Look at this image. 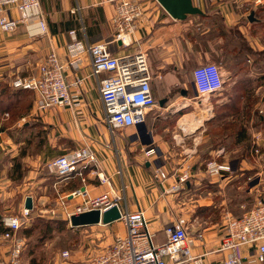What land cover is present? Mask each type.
<instances>
[{"label":"crops","instance_id":"obj_1","mask_svg":"<svg viewBox=\"0 0 264 264\" xmlns=\"http://www.w3.org/2000/svg\"><path fill=\"white\" fill-rule=\"evenodd\" d=\"M140 1L144 10L136 42L128 46L116 42L109 48L117 54L145 51L157 105L143 123L119 130L111 131L105 122L98 90L102 74H92L88 53H81L78 69L67 64L73 41L85 47L111 39L114 7L110 2L40 0L47 33L32 34L38 29L35 22L20 23L9 32L0 30V219L11 197L22 209L27 196L32 207H48L61 205L60 198L66 195L62 201L71 207L82 201L81 196H71L75 189H85L90 196L107 191L120 196L121 211L144 212L157 242L165 238L168 222L184 216L191 232L203 233L193 253L222 264L224 213L241 216L264 200V0H192L200 12L182 18L172 16L158 0ZM11 15L16 17L17 12L11 10ZM51 49L65 64L69 92L76 101L39 111L35 92L14 88L11 82L17 76L36 75ZM206 62L217 63L224 79L223 87L209 97L210 103L198 97L192 74L196 65ZM75 78L81 79L79 85L72 84ZM216 110L226 112L224 119H232L231 110L241 115L250 112V120L260 112L259 120L250 122V131L243 125L248 140L244 149L236 137L230 152L226 141L216 149L211 142L203 143L212 127H224L225 122L214 119ZM185 115L191 120H182ZM84 144L90 149L89 160L57 182L48 163ZM149 146L155 152L146 155ZM205 152L209 158L230 163L232 171L208 175L201 166ZM156 168L168 177H153ZM186 169L185 182L171 190ZM100 173L108 176V183L101 181ZM195 188L205 194L190 201L189 193ZM254 249H240L241 264H264L255 259Z\"/></svg>","mask_w":264,"mask_h":264},{"label":"built area","instance_id":"obj_2","mask_svg":"<svg viewBox=\"0 0 264 264\" xmlns=\"http://www.w3.org/2000/svg\"><path fill=\"white\" fill-rule=\"evenodd\" d=\"M114 7L111 17L113 35L111 39L87 43L85 47L75 40L69 45L67 64L72 69H78L81 63V53L85 50L90 58L92 74L98 76V90L102 100L105 122L110 130H119L134 126L145 120L146 113L157 105V100L151 90L152 75L148 68L146 53L137 49L122 54L113 53L110 44L120 42L128 46L136 42L135 32L138 21L143 14V4L140 0H107ZM11 10L17 16L11 15ZM35 22L38 29L33 31L47 33L48 27L40 0H0V30L12 31L20 23ZM74 31L71 30V33ZM65 64L60 60L54 49H51L38 64L37 74L15 77L11 85L14 88L31 89L36 94L35 104L39 111L51 106L65 105L75 102V97L69 92V86L64 72ZM193 82L198 96L209 98L216 94L224 84L220 67L215 62L198 64L193 68ZM80 78L73 80V85L80 84ZM210 112V108H207ZM210 115V114H209ZM258 152L257 147L254 148ZM155 152L153 146L145 149V154ZM90 149L84 144L73 150L54 157L48 168L55 175L56 181L70 177L78 164L89 160ZM188 169V168H187ZM182 172L177 184L170 186L178 190L189 176L188 170ZM205 171L210 176H222L231 172L228 162L210 158L206 161ZM153 177L163 180L168 176L160 169H154ZM226 173V174H227ZM102 182L108 183V176L99 174ZM71 196H81L82 201L71 207L64 205L42 206L36 204L31 208L23 207L18 215L4 214L1 216L0 239L6 242L0 245V264H21L20 255L24 238L19 230L28 225L32 215L49 214L58 218L60 215L69 221L72 214L98 209L100 213L116 206L119 209L120 196L104 191L97 196H90L85 189L71 191ZM120 211L118 218L124 228L122 233H114L111 241L99 252L90 256L85 264H213L206 261L202 255L193 253L195 241L201 239V231L191 232L184 216H178L164 227L165 238L157 242L154 233L150 231L148 221L141 209ZM61 213V214H60ZM99 224H102L101 222ZM8 242V243H7ZM244 246H254V256L257 261H264V200H258L255 205L241 216L224 213V230L219 249L225 251L222 264H241L240 249ZM63 257L69 252L63 250Z\"/></svg>","mask_w":264,"mask_h":264},{"label":"rangeland","instance_id":"obj_3","mask_svg":"<svg viewBox=\"0 0 264 264\" xmlns=\"http://www.w3.org/2000/svg\"><path fill=\"white\" fill-rule=\"evenodd\" d=\"M198 97L200 100L204 101V103H210L209 99L212 96H209L210 98H207V101L201 96ZM259 113L257 112L256 116L254 117L256 121L259 120ZM225 114L226 112H219V110H216L213 116H217V119L215 118L216 120L225 122V126L227 127L228 121H233L234 124L236 123L239 125L242 120V126L245 125L244 128L250 131L252 126L249 127V124L254 120H250V112H243L241 115L242 117L240 118L241 120L224 119ZM234 124H231L229 128H232ZM228 132L229 129L225 130V132L224 130H219V132L215 133L214 135L210 134V136H208L203 143L208 144V142H211V144H216L213 146V148L216 149L217 145L220 144L219 142L222 141L221 143H223L226 141V149L228 152H230L234 150V148H232L233 145H231V141L234 137L231 139V136L228 134ZM246 141L247 140H244L240 144L243 149L248 143ZM255 146L257 149H259L256 144H252V147ZM215 155L216 154H214V156ZM208 159L210 158L205 152V154H203L201 166L205 167L206 161ZM204 194L205 192L195 188L191 193H189V198L191 199L190 201L201 199ZM11 198L9 201H7V203L10 205L2 208L1 211L3 214L18 215L21 208L18 203L13 201V198ZM54 220V217H51V215L47 213L44 215H32V220L28 223V225L23 226L19 230L18 234L24 238V245L20 255L21 264H85L90 256L99 252L103 247L107 246V244L112 239L113 233L123 229L122 223L119 222L115 223L114 226H105L104 224L70 226L69 221L66 219L65 224L62 225V228L57 229V222ZM47 226H49V228L51 227L52 230H47ZM27 228H31L29 233L25 232V229ZM5 243L6 242H2L0 239V245L5 247ZM63 250H67L69 252L68 257L65 258L62 256Z\"/></svg>","mask_w":264,"mask_h":264},{"label":"water","instance_id":"obj_4","mask_svg":"<svg viewBox=\"0 0 264 264\" xmlns=\"http://www.w3.org/2000/svg\"><path fill=\"white\" fill-rule=\"evenodd\" d=\"M158 2L174 17L182 18L189 13L200 12L198 6L192 3V0H158ZM252 19V13L249 15ZM143 123V122H142ZM141 124V123H139ZM138 125V124H136ZM25 207L31 208V197L27 196L24 203ZM120 217V211L118 207L113 206L102 213L98 209H91L80 212L78 214H72L69 217L70 226H85L92 224H108Z\"/></svg>","mask_w":264,"mask_h":264},{"label":"trees","instance_id":"obj_5","mask_svg":"<svg viewBox=\"0 0 264 264\" xmlns=\"http://www.w3.org/2000/svg\"><path fill=\"white\" fill-rule=\"evenodd\" d=\"M220 112V111H219ZM219 115V114H218ZM228 115H232L233 117H232V119L233 120H241L240 118L242 117L241 116V114H240V112L239 111H235V110H231V111H229L228 112ZM217 117V116H216ZM216 117H214V119L216 118ZM217 119V118H216ZM231 119V120H232ZM231 124H234L233 123V121H228V127L227 126H225V123L223 124V126L224 127H218V126H215V127H212L211 129H210V133H211V135H214L215 133H217V132H219V130H224V132H225V130H228L229 129V132H228V134H230V136H231V139H232V141H231V143L233 144V143H235V141H237V140H235V137L236 138H238V139H241L242 141H244L245 140V138H246V136H245V134H244V128H243V126H242V120H241V122H240V124L239 125H237L236 123L234 124V126L232 127V128H229L230 126H231ZM238 126V127H237ZM248 141V140H247ZM222 142V141H221ZM221 142H219V143H221ZM216 144H211V147H213V146H215ZM248 145V144H247ZM246 145V146H247ZM55 220V222H57V225H56V227H57V229H61L62 228V225L63 224H65V219H62V218H54ZM54 226V225H53ZM48 228H47V230H52V228L50 227L49 228V226H47ZM4 230V228L2 227L1 228V230H0V232H2ZM31 231V228H27V229H25V232H27V233H29Z\"/></svg>","mask_w":264,"mask_h":264},{"label":"bare ground","instance_id":"obj_6","mask_svg":"<svg viewBox=\"0 0 264 264\" xmlns=\"http://www.w3.org/2000/svg\"><path fill=\"white\" fill-rule=\"evenodd\" d=\"M182 120H184L185 122H188L189 120H191L190 115H185Z\"/></svg>","mask_w":264,"mask_h":264}]
</instances>
